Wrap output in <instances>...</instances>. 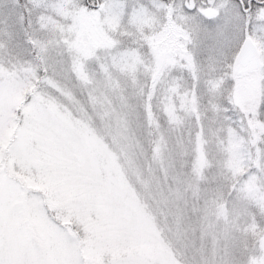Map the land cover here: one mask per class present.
<instances>
[{"label": "snow or ice", "instance_id": "1", "mask_svg": "<svg viewBox=\"0 0 264 264\" xmlns=\"http://www.w3.org/2000/svg\"><path fill=\"white\" fill-rule=\"evenodd\" d=\"M0 264H264V0H0Z\"/></svg>", "mask_w": 264, "mask_h": 264}]
</instances>
